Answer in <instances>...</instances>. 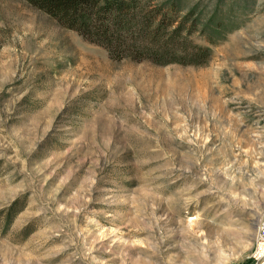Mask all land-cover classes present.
<instances>
[{"label":"rangeland","instance_id":"1","mask_svg":"<svg viewBox=\"0 0 264 264\" xmlns=\"http://www.w3.org/2000/svg\"><path fill=\"white\" fill-rule=\"evenodd\" d=\"M144 2L206 61L115 60L0 0V264H264V0Z\"/></svg>","mask_w":264,"mask_h":264},{"label":"trees","instance_id":"2","mask_svg":"<svg viewBox=\"0 0 264 264\" xmlns=\"http://www.w3.org/2000/svg\"><path fill=\"white\" fill-rule=\"evenodd\" d=\"M31 3L61 26L103 47L115 60L137 57L160 64L206 61L205 49L201 47L194 54L185 49L176 55L179 50L171 51L158 42L163 36L169 38L182 30V22L175 24L174 4L148 8L144 0H31Z\"/></svg>","mask_w":264,"mask_h":264},{"label":"built area","instance_id":"3","mask_svg":"<svg viewBox=\"0 0 264 264\" xmlns=\"http://www.w3.org/2000/svg\"><path fill=\"white\" fill-rule=\"evenodd\" d=\"M254 257L264 258V211L259 219L254 242Z\"/></svg>","mask_w":264,"mask_h":264}]
</instances>
